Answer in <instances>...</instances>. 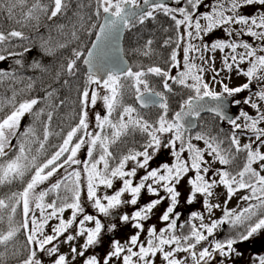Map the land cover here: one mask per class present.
<instances>
[{"label": "snow or ice", "instance_id": "1", "mask_svg": "<svg viewBox=\"0 0 264 264\" xmlns=\"http://www.w3.org/2000/svg\"><path fill=\"white\" fill-rule=\"evenodd\" d=\"M26 3L27 0H0V10H4L5 4H7L8 18L13 19V9L17 5L23 6ZM90 4L95 6L92 16L100 18L103 14L102 23H91L85 28V18L79 12V9H82L84 5L79 0L77 2L78 11L74 15L79 18L80 28L87 31L89 35L92 34V29L98 28V32L95 33L96 41L92 43L90 49L86 50V57L84 51L73 48L71 55L67 57L66 62L61 65L60 71L56 73V79H59L62 74L74 77L79 70V61L88 66L85 73V86L80 91L81 110L78 123L67 132L57 150L49 158L39 163L37 156H30V150H26L25 143L20 142L15 154L9 156V151L12 148L11 139L17 135L21 118L32 112L33 107L39 103L37 98L16 104L14 93L13 99L9 101L13 104L12 110L0 118V184L23 180L26 174L31 173L30 179L27 180L22 191L13 192L7 201L0 198V213L8 210L7 230L0 232V246H3L4 249L0 251V264H7L6 257L8 255L18 258V264H43L40 254H46L51 258V264H69L68 256L60 252L61 237H65L63 243H70L78 237L85 238L79 250L75 246L70 249L71 259L75 261L77 256L85 257L90 247L101 245L104 235L116 231L119 224L130 225L137 231L124 243L112 240L110 250L102 260L98 259L96 255H91L84 259L83 264H111L113 259L120 260L122 264H154L152 258L156 257L158 253H162L166 264H187L186 258H177L176 253L178 252L187 253L194 264H202V262L208 264V261L214 259V254L224 257L225 260L233 256H242L243 253L238 251L236 246L248 242L264 230V214H261L255 221L252 220L257 215L256 209H264V174H262L264 173V151L261 150L264 148V127L261 126L264 125V110L259 103L264 102V55H259L257 47H253L252 44L245 41L237 42L231 38L243 35L253 37L261 42L258 45L259 52H264V0H226V4L225 0H217V3L211 6L210 11L200 14L198 11L203 6V0H185L183 6L179 7H171L165 0H90ZM70 7L71 0H50L49 4H44L41 0H34L27 12L22 13V21H17V23L28 24L35 21L38 25L41 14L52 21L53 18L66 14ZM249 7L253 9V12L246 14L243 10ZM157 14L169 17L174 22L176 29L175 39L168 37L163 41L164 47L175 45L169 56L170 66L167 69L150 66L137 71L128 67L120 71H108L106 78L98 75L96 50L101 47V42L110 39L123 29L131 30L137 25H145L147 21H154ZM92 16L88 17L89 21ZM201 20H204L205 24H201ZM233 25L237 27L234 28ZM58 27L63 29L64 25ZM73 27L71 35L73 39H78L75 26ZM181 27L184 28L183 32H180ZM219 28H223L230 38L229 40L215 39L211 43L204 40V37L210 36L215 29ZM12 38L25 39L26 37L23 31L19 30H11L7 33L0 31V45H4ZM195 40H199L200 44L192 42ZM153 43V39L148 38L143 49L138 51H141L144 56H149ZM47 44L48 41H45L42 48L44 54L50 56L53 51ZM182 44L184 70L179 71L176 75H171V68L180 65L177 56ZM59 47L65 48L67 45L60 44ZM238 48H242L244 51L237 53ZM225 49H230V52L223 58V68L219 71L215 67L210 69L213 72L212 84H210L204 80L205 68L194 62L196 57L192 54L200 53L199 59L206 64L212 57L206 58L203 53L224 52ZM28 51V48H24L23 53L7 51L6 55L0 54V62L13 56L23 57L24 53ZM246 60L248 67L245 70L240 67V64ZM15 65L22 68L24 66L22 59H16ZM29 67L39 69L41 64L34 61ZM234 69L237 75L247 78L245 83L230 87L223 79H218L220 71L227 70L231 73ZM17 71L18 69L15 68H0V82L5 79L16 80ZM149 74L162 78L163 92L155 91L149 85L146 78ZM230 78L229 76L228 79ZM169 81L172 83L170 84ZM254 81L258 90L251 93ZM64 83L67 84L68 80H65ZM173 84L190 90L192 94L179 103V110L169 118V101L165 92L172 93ZM215 84L220 86V91L214 89ZM92 85L97 87L102 85L106 94L101 96L96 89H92L90 92ZM27 87L30 89L32 84L29 83ZM125 89L131 90L140 107L158 105L160 112L157 118L150 121L145 119L136 107L124 105L122 96ZM246 90L250 94L243 101L230 99ZM54 92L55 89L48 92L47 96L51 97ZM205 98H211L214 104L209 107ZM98 100L103 101L107 114L101 116L100 113H96V125L99 131L93 133L88 131L87 109L89 104L95 106ZM241 103L255 109V115H250L243 109H240L234 117L229 115L230 106H238ZM205 111L213 114L214 119L227 122L230 126V134L225 137L228 147H222L225 140L221 139L219 134L212 135L210 131H200L196 132L194 136L191 135L192 129L196 127L194 119H199L201 113ZM42 112L43 109L36 112L35 116L39 118ZM116 112H118V116L113 119V113ZM51 119L52 113L49 112L48 120L51 121ZM31 132L32 129L29 128L28 133ZM80 132H83V135L77 136ZM130 132L143 134L144 143L139 148L128 149L119 158L115 157L110 151V146L116 144L121 137ZM220 132L222 133L223 129H220ZM248 132L252 133L253 138H249V142L242 144L240 135H247ZM164 134H170V138L166 141L161 139ZM48 136L46 125L40 150L44 148V141H47ZM74 137H76L75 142H73ZM193 139L203 141L205 147L203 149L197 147L192 142ZM85 145L88 146V159L82 162L76 157ZM97 149H99V155L93 158V153ZM161 149H169L174 157V162L150 167V162L154 160ZM185 152L188 153L186 159L182 155ZM205 154L212 158L211 162L205 159ZM237 154L244 155L243 166L239 171L233 173L227 167L212 170V163L218 162L222 166L232 165ZM110 161H116L115 166H112ZM129 162L133 164L131 168L127 167ZM82 163L87 180V200L97 213L109 217L113 215L114 210L122 205L137 206L136 210L131 214L125 212L118 215L117 222L108 225L102 223L98 216L87 214L81 202V171L79 169L68 171L72 165ZM60 169L65 170L66 174L63 177L55 183H51L45 190L36 191L39 185L48 181ZM138 170H143L144 175L134 183ZM210 171L211 176L208 175ZM190 172H194L195 175L187 179L190 189L186 202L192 204L198 195L203 197V206L209 217H211L213 209L221 207L220 204L210 202V198L214 195V189L219 185H223L227 190L225 205L240 189H247L250 192L249 195L241 197V199L244 201L254 199L257 203H249L239 212L225 207L223 217L210 219L209 223L204 222L203 214L192 212L191 218L198 219L199 226L192 224L188 235H176L177 218L180 213L175 210L182 195L178 188L181 181ZM115 180L121 181L122 186L113 194L103 196L97 194L101 185L112 189ZM161 190L166 195L161 196ZM62 191L67 194L61 195ZM143 192L158 198L151 199L143 206H138ZM126 193L129 194L130 199H122ZM50 194H55L56 198L45 202V198ZM165 200H168L169 204L160 219L168 222L167 227L160 229L159 233L155 226L147 229L149 238L146 244L141 243L140 235L144 231L143 222L147 221L154 209ZM18 207L22 208L23 220L17 225L14 222V216ZM66 209L71 210V217L68 219L63 217ZM37 210L39 217L36 215ZM81 216L82 218H79ZM3 219V215L0 214V221ZM53 219L58 223L49 225ZM86 222H91L94 226L85 227ZM225 223L234 227L239 225H246V227L223 240H212L210 242L211 250L209 247H201L199 251L196 250L198 245L208 241L209 237L213 236L214 232ZM74 224L77 225L75 234H67ZM46 225L51 228L50 233L45 232ZM22 229L26 232V242L23 246V253L26 255H23L21 248H17L14 243L17 234ZM165 246L172 247L165 250ZM225 260H221L220 264H225ZM257 260L258 264H264V256H259Z\"/></svg>", "mask_w": 264, "mask_h": 264}, {"label": "trees", "instance_id": "2", "mask_svg": "<svg viewBox=\"0 0 264 264\" xmlns=\"http://www.w3.org/2000/svg\"><path fill=\"white\" fill-rule=\"evenodd\" d=\"M34 0H27V3L23 6L17 5L13 9V19L8 18V12L5 4V9L0 10V31L5 33L11 30L23 31L25 39L12 38L9 42L4 45H0V54H7V51L23 53L24 48H28L29 51L24 53L23 57L13 56L9 57L6 61L0 62V68L2 69H18L16 72L17 79H5L0 82V118L10 113L13 108V104L10 103L15 93V103L18 104L24 100L37 98L39 103L33 107L31 113H28L23 126L17 132L14 146L9 151V156L15 154L18 150V144L24 142L26 150H30L29 155H36L39 163L49 158L63 142L67 132L74 127L79 120L80 113V91L83 90L85 84V69L81 66V62H78L79 70L77 75L69 77L66 74H62L59 79H56L57 71H60L62 64L66 62L67 57L71 55L73 48H78L86 53L92 39L95 35L96 29H92V34L89 35L87 31L80 28L79 18L74 15L78 11L77 2L78 0H71V7L66 14L53 18L49 21L43 14L40 16L39 24L36 25L35 21L31 23H17L22 21V13L27 12L28 8L31 7ZM44 4H49L50 0H41ZM84 5L82 9H79L81 15L85 18V28L91 23L99 24L102 16L96 18L92 16L94 5L90 4V0H79ZM185 0H173L171 7L183 6ZM103 15V14H102ZM178 18L179 17V14ZM92 16L89 21L88 17ZM36 25V26H34ZM64 25L63 29L58 26ZM77 31L78 39H73L71 32ZM167 29V31H165ZM184 28L181 27L180 32H183ZM168 37L175 39L176 29L174 22L163 14H157L156 19L147 21L145 25L128 30L126 29L124 40H123V52L127 60L130 62V66L133 71L140 70V68H147L150 66H160L167 69L170 66L169 56L172 49L175 47L174 44L168 47L163 46V41ZM148 38H152L154 43L152 45V52L149 56L142 55L141 51L143 45ZM48 41L47 46L53 51L52 55H45L42 44ZM60 44H66L67 47L60 48ZM16 59H22L23 67L15 65ZM39 62L41 68L35 69L29 67L33 62ZM149 85L158 92H163L162 89V78L149 74L147 77ZM68 80L65 84L64 81ZM31 83L32 87L29 89L27 85ZM124 83H127L124 81ZM172 83V82H171ZM170 83V84H171ZM173 92L165 95L169 101V118L172 117L174 112L179 110V103L186 99L188 95H191V91L183 88L180 85L173 84ZM54 94L51 97L47 96L48 92L53 91ZM64 103L61 104L60 102ZM122 103L124 105H132L137 108L138 112L144 116L145 119L154 121L160 112L158 107H150L147 109H141L136 105L134 95L130 89H125L122 96ZM43 112L37 118L36 112ZM52 113L51 121L48 120V113ZM118 116V112L113 113V119ZM222 121L214 119L213 115L206 114L202 115L198 119V127L196 132L210 131L212 135H218L221 139H224V146L228 147V141L225 138L230 134V129L226 126H222ZM47 125L49 136L47 141H44V148L40 150V143L44 138V130ZM31 128L32 132L28 133V129ZM223 129V132H220ZM110 133V130H108ZM27 133V134H26ZM83 134V132H80ZM79 134V133H78ZM77 134V136H78ZM144 135L140 132H130L128 135L121 137L116 144L110 146V151L117 158L124 154L130 148H139L144 143ZM76 141V137L73 138V142ZM39 150V151H38ZM67 155V154H66ZM99 149L94 151L93 158L98 157ZM243 154H237L235 161L232 165L226 166L229 171H235L239 167V158ZM88 159V156H87ZM63 160V158H62ZM116 161H110L112 166H115ZM31 173L25 175L23 180H14L11 183L0 184V198L7 201V198L11 196L13 192H20L23 190L27 180L30 179ZM67 193L61 192V195ZM55 194H50L49 197L45 198V202H50L55 199ZM4 219L0 221V232L6 231L8 227V210H4L2 213ZM22 208L18 207L17 212L14 216V222L18 225L22 223ZM241 227V225H239ZM239 226H230L232 228V235L239 232ZM230 233V231H229ZM228 234L227 229L224 231L223 236L226 237ZM229 235V234H228ZM26 242V232L22 229L15 238V246L21 248L23 253V246ZM11 249V245L9 246ZM3 246H0V251H3ZM7 264H18V258L8 255L6 257Z\"/></svg>", "mask_w": 264, "mask_h": 264}, {"label": "rangeland", "instance_id": "3", "mask_svg": "<svg viewBox=\"0 0 264 264\" xmlns=\"http://www.w3.org/2000/svg\"><path fill=\"white\" fill-rule=\"evenodd\" d=\"M215 3H217V0H203V6H201L199 8L198 14L210 11L211 6ZM225 4H226V0H225ZM243 11L246 14H250L253 12V9L251 7H249V8L244 9ZM228 14H230V13H228ZM201 24H205V21L201 20ZM232 27L235 28L237 26L233 25ZM257 31H260V29H257ZM215 39L229 40L230 38L224 32L223 28L215 29L213 34H211L210 36L204 37V40L208 43H211ZM231 39H234L237 42H239V41L248 42V43L252 44L253 47H257V51H258L259 55H264V52H259V48H258V45H260L261 42L256 40L253 37L243 35V36H239V37L233 36ZM192 42L197 44V45L200 44L199 40H195ZM182 48H183V44H182L181 49L178 51V56H177L178 61H180V65H179V67L171 68V75H176L179 71L184 70L183 69V50H182ZM243 51H244V49H242V48L237 49V53L243 52ZM229 52H230V49H225L224 52L216 51L215 53H208V52L203 53L206 58L212 57V59H210L209 62L206 64L203 63L199 59L200 53H193L192 54L196 57L194 62L197 65H202L205 68V72H204L203 76H204V80L206 82H209L210 84H212L211 78L213 76V72L210 69L212 67H215L216 70H218V71L221 70L223 68V58ZM240 67L246 70L248 67V61L246 60L245 62L240 64ZM229 76L231 77L230 79H228ZM218 79H223L224 82L228 83L230 87L239 86V85L245 83L247 80V78L244 77L243 75H237L235 69L231 73H229L227 70L220 71V76L218 77ZM122 82H124V81H122ZM171 82L172 81H169V83H171ZM253 84H254V86L251 89V93H254L255 91L258 90L255 81L253 82ZM161 87H162V84H161ZM92 89H96L98 91L99 95H101V96L106 94L102 85L99 87H97L96 85H92L90 87V92ZM162 89H163V87H162ZM214 89L216 91L221 90L220 86L218 84L214 85ZM249 94H250V92L246 90L245 92L237 94L234 98H230V99H238V100L243 101V99L246 96H248ZM253 98L256 99L255 97H253ZM259 103H261L262 110H264V102H259ZM156 107H158V106H156ZM240 109L247 111L250 115H255V113H256V110L252 109L250 107V105H244L243 103H241L238 106H235V105L231 106V111L234 112L235 114H238ZM87 110H88V123H89L88 131L95 133L99 130L97 128V125H96V118H95L96 113H100L101 116L107 114L106 109L104 108V105H103V101L98 100L97 104L95 106L89 104ZM27 115H28V113L25 114V116L21 118L20 127L17 129V132L23 126ZM240 122L243 123V121H240ZM222 126H225V127L227 126L230 129V126L227 124V122H223ZM261 126L264 127V125H261ZM230 131H231V129H230ZM238 134H239V130H238ZM80 135H83V134L79 133L78 136H80ZM15 138H16V136L12 137V139H11L12 147L14 146ZM163 138H166V139L170 138V134H164V136H162L161 139L163 140ZM240 138H241V143L243 144V143L249 142V138H253V137H252V133L248 132L247 135L241 134ZM86 139H87V137H86ZM192 142L197 147H199L201 149H203L205 147L203 141H196L193 139ZM224 145L225 144H223V146ZM87 147H88L87 145L83 146L81 148V150L77 153L76 158L82 162L87 160ZM261 150L264 151V148H262ZM161 151H162V149L160 150V152ZM160 152L157 154V156L154 158V160L152 162H150V167H158L159 162H161V164H163V163L172 164L174 162V157H172V155H170L168 158H164L165 154L167 153V149H166V153L164 151L161 153ZM182 155L186 159L188 156V153L185 152ZM205 159L208 160L209 162L212 161V158L208 157L207 154H205ZM239 161H241V162L239 163V167L237 168V170L231 171V172L235 173L236 171L240 170V168L243 166L244 155H242V157L239 158ZM132 166H133V164L131 162H129L127 167L131 168ZM254 167H255V165H254ZM216 168H223V166L220 165L218 162L212 163V170L214 171ZM73 169H79L81 171V179H80L81 190H82L81 191V202L85 208V212L87 214H92V215L98 216L102 220V223H104L105 225H108L111 223H116L117 221L111 220L110 216L104 217L102 214L97 213L96 210L91 206V203L87 200V188H86L87 180H86V173L84 172V169H83V163L80 165H72L71 168H68V171H71ZM65 174L66 173H65L64 169L58 170L57 174H55L53 177H51L48 181H45L42 185H39L38 188L36 189V191L39 192L41 190H45L48 186H50L51 183H55L57 180H59ZM262 174H264V173H262ZM142 175H144V171L138 170L137 177L134 179V183L138 182L140 176H142ZM194 175H195L194 172L188 173V175L181 181V184L178 188V190L182 193V195L180 197V202H179L175 211L179 212L180 215L183 216V218H181V220L179 222L180 224H182L185 221L186 216L184 214V211H185V209H189V207L191 208V213L192 212H199V213L203 214V216L205 218L204 222L209 223L210 219L222 218L225 207L227 209H235L237 212H239L241 209L247 207L249 203H252V204L257 203V201L254 199L251 201H244L243 199H241V197L249 195L250 192L247 189H240L239 191H237L233 195V197L230 200H228L227 205H225L224 202H225V200H227V190L223 185H219L214 189V195H213V197L210 198V202L214 203V204H220L221 207L213 209L211 217H209L207 210L203 206V197L198 195L197 199L193 202L196 204L190 205L186 202V198H187V195H188L189 189H190V186L187 183V179H188V177H194ZM208 175L209 176L212 175L211 171ZM121 186H122L121 181L115 180L112 189L105 188L104 186L101 185L97 190V194L100 196H103L105 194L111 195L114 193V191L118 190ZM160 195L164 196L166 194L161 190ZM155 198H158V197L150 196L146 192H143L140 200L138 201V206H143L145 203H147L151 199H155ZM122 199H130L129 194L126 193L124 195V197H122ZM168 204H169L168 200L162 201V203L160 205H158L156 209H154L153 214L150 216V218L147 221L143 222L144 223V231L141 232V235H140V242L141 243L146 244V242L149 238L148 234H147V229L155 226V228L157 229V233H159L160 229L167 227L168 222L162 221L160 219V217L163 214V212L166 210ZM136 207L137 206H132V205H122L120 208L113 211V215H114V213H117L120 210H122V214L125 212L131 214L134 210H136ZM191 213H190V216L188 218L189 223L190 224H196L197 226H199L200 221L198 219L191 218ZM256 213H257V215L252 218L253 221H255L261 214H264V209L258 208V209H256ZM36 215H37V217H39V211L38 210L36 211ZM63 217L65 219L70 218L71 217V210L66 209L65 212L63 213ZM79 218H82V216ZM56 223H58V221L53 219L52 221L49 222V225H54ZM179 223H177V228L180 227ZM92 226H94V225L91 222H86V224H85V227H92ZM230 226H231V224H228V223L221 225L220 228L214 232L213 236H210L208 241H204L201 243V245H198L196 250L199 251L201 249V247H209L211 250L210 242L212 240H214V239L223 240V239L231 236L233 229L230 228ZM245 227H246V225H241V227L239 226L238 229L240 231H242ZM76 229H77V225L74 224L73 228L70 229L69 233H67V234H73L74 235L76 232ZM117 229H118V231L120 230V232H121L120 238H119V241H121V243H124L125 241H127L130 238V236L135 234V232L137 231L136 229L132 228L130 225H124V224H119ZM226 229H227V232L229 235L227 234L226 237H221V236H223L224 231H226ZM229 231H230V233H229ZM45 232L46 233L51 232V228L47 225L45 226ZM112 234H114V232L106 233L103 237L102 244L97 246L100 249H102V251L106 252V254L110 250V246H111V241L109 240L108 236L112 235ZM64 239H65V237L60 238L59 248H60L61 253H64L68 256L69 264H82L84 259L87 256H91V255H93V253H96L95 249L97 247H90L87 250L85 257L77 256L76 260L73 261L71 259V255H72L70 252L71 247L75 246L79 250L81 248L82 244L84 243L85 238L84 237H78L76 240H74L70 243H63L62 241ZM170 247H172V246H165V250L169 249ZM236 247H237L238 251L243 253L242 256H233L230 259L225 260L224 257H221L218 254H214V259L211 261H208V264H220L221 260H225V264H258L257 258L259 256H264V230L260 231L256 236H254L248 242L242 243ZM134 250H137V249H134ZM176 255H177V258H179V259L187 258V255L183 254V253H180V254L176 253ZM40 257L43 260V264H51V258H49L46 254H40ZM191 260L192 259L190 257L189 262L187 264H194L193 261H191ZM161 261H162V259L158 254L156 256V262L159 264H166V262L164 260L162 262ZM113 262H116V259H113L111 264ZM202 264H203V262H202Z\"/></svg>", "mask_w": 264, "mask_h": 264}, {"label": "water", "instance_id": "4", "mask_svg": "<svg viewBox=\"0 0 264 264\" xmlns=\"http://www.w3.org/2000/svg\"><path fill=\"white\" fill-rule=\"evenodd\" d=\"M165 2L171 6L173 0H165ZM102 22H103V15L100 20V23ZM125 31L126 29H123L119 33L114 34L110 39L102 41L101 47L96 50V65H97L96 70L98 72V75H100L103 78H106V73L108 71H120L130 67V62L127 60L123 52V40H124ZM96 32H98V28ZM95 41H96V35H94L88 49L91 48L92 43ZM86 56H87V51L85 53V57ZM81 66L85 69L86 72L88 66L84 65L82 62H81ZM205 101L207 102V105L209 107L214 104V101H212L211 98H205ZM136 103L140 107L137 101ZM156 106L158 105H149L146 108L156 107ZM140 108L145 109L143 107ZM205 114H211V113L207 111L201 113V115H205ZM229 115H232L233 117L236 115L234 112L231 111V106L229 109ZM187 119H194V118H187ZM194 122L197 127V122H198L197 119H194ZM196 127L192 129V131L195 130Z\"/></svg>", "mask_w": 264, "mask_h": 264}, {"label": "flooded vegetation", "instance_id": "5", "mask_svg": "<svg viewBox=\"0 0 264 264\" xmlns=\"http://www.w3.org/2000/svg\"><path fill=\"white\" fill-rule=\"evenodd\" d=\"M197 129V128H196ZM196 129L195 130H193V131H191V135H195V133H196ZM99 131V130H98ZM167 139L166 138H163V140L162 141H166ZM165 152L166 153V149H162V151L161 152ZM160 152V153H161ZM171 155V153H170V150L169 149H167V153L165 154V157L164 158H168L169 156ZM161 164V162H159V165ZM223 167H226V166H223ZM192 204H196V203H192ZM192 204H190V205H192ZM190 213H191V208L189 207V209H185V211H184V214H185V216H186V219H185V221L182 223V224H180L179 222H180V220H181V218H183V216L182 215H180L178 218H177V223H179L180 225V227L179 228H177L176 230H175V234L176 235H188L189 234V232H190V227H191V225L192 224H190L189 223V216H190ZM120 214H122V210H120L119 212H117V213H114V215H112V216H110V218H111V220H113V221H117V216L118 215H120ZM224 230V229H223ZM223 232V231H222ZM120 234H121V232H120V230L118 231V229L116 230V231H114V234H112V235H109L108 236V238H109V240L110 241H112V240H119V238H120ZM170 249V248H169ZM169 249H167V250H169ZM95 251H96V253H93V255H96L97 257H98V259H103L104 257H105V255H106V252H104V251H102V249H100L99 247H97L96 249H95ZM180 253H183V254H186L187 255V263L189 262V259H190V256L187 254V253H184V252H178V254H180ZM159 254V256L161 257V259H162V261H163V257H162V253H158ZM157 254V255H158ZM153 261H154V264H159V263H157L156 262V257H154L153 258ZM161 261V262H162ZM191 261H193V260H191ZM160 262V263H161ZM193 263H194V261H193ZM83 264V263H82ZM112 264H122V262L120 261V260H116V262H113Z\"/></svg>", "mask_w": 264, "mask_h": 264}]
</instances>
